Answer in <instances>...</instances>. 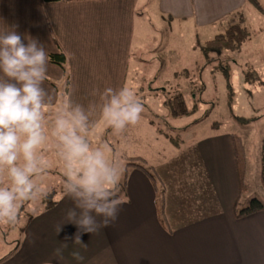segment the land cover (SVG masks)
Here are the masks:
<instances>
[{
  "label": "crops",
  "instance_id": "obj_1",
  "mask_svg": "<svg viewBox=\"0 0 264 264\" xmlns=\"http://www.w3.org/2000/svg\"><path fill=\"white\" fill-rule=\"evenodd\" d=\"M140 1L143 0H0V34L15 26L25 44L28 39L42 43L47 55L45 77L56 83L62 82L63 73L48 61V54L58 47L65 53L70 71L67 99L90 113V135L97 127L107 129L100 127V95L106 88H121L129 53L135 47V20L144 16L137 12ZM151 1L160 17L190 20L196 27L205 28L247 6L245 0ZM246 42H251V36ZM42 87L50 97L45 115L52 116L54 108L59 107L58 93L47 80ZM231 135L216 131L197 141L199 159L205 156L203 162L198 159L189 173L172 171V186L163 184L168 176L157 174L163 178L164 216L166 212L171 215L172 219H165L171 232L159 220L151 181L139 169H132L117 219L95 233L84 234V245L69 241L62 258L54 255L64 236L77 231L67 223L72 201L60 184L63 194L56 205L25 223L20 238L12 242L8 252L0 254V264H264V209L235 216L239 190ZM42 151L48 167L41 177L61 174L63 178L51 137ZM130 156L141 157H124ZM0 179L6 182V178ZM37 182L42 188L53 189L52 184ZM261 185L264 189L263 166ZM4 237L5 234L3 241ZM53 237L58 241L51 240ZM10 251L14 254L7 256ZM73 251H79L83 261L75 260Z\"/></svg>",
  "mask_w": 264,
  "mask_h": 264
},
{
  "label": "rangeland",
  "instance_id": "obj_2",
  "mask_svg": "<svg viewBox=\"0 0 264 264\" xmlns=\"http://www.w3.org/2000/svg\"><path fill=\"white\" fill-rule=\"evenodd\" d=\"M257 4L259 7L252 4L243 7L242 20L250 33L251 42L245 41L238 48H224L207 55L203 54V46L226 31L227 21L208 28L196 27L190 20L170 21L160 17L155 2L151 0L150 3L143 0L137 4V12H143L144 16L135 20V47L129 53L121 87L133 89L142 103L141 120L122 134L114 133L101 121L100 127L106 126L107 129L97 127L88 136L93 147L106 145L109 158L116 159L123 167L120 185L123 196H127V182L131 180L133 169L127 165L128 157L124 156L138 154L152 173L168 176L161 177L163 184L172 186V171L185 170L189 173L195 168L200 155L197 141L218 131L219 134H236L245 148V178L250 189L246 195L243 194L240 207L246 204L250 195L264 204L261 185L264 167V0H257ZM248 69L256 70L258 77L246 73ZM228 85L233 91L231 95ZM177 92L183 94L191 112L173 117L166 101ZM57 108H54V114ZM52 116L48 115L46 120ZM170 136L180 141L182 149L177 150L173 146ZM203 158L205 156L199 161ZM57 175L38 178L39 182L52 184L53 189L42 188L44 195L40 198L21 203L14 223L17 226L8 230L5 241L2 237L6 227L0 224V254L8 252L14 245L12 242L20 238L19 227L25 224L29 214L36 216L42 211L47 195H51L53 200L62 196L58 185L63 184L64 176ZM161 178L159 183H162ZM165 215V219H172L168 212ZM9 240L11 243H8ZM51 240L58 241V238ZM12 254L14 252L10 251L7 256Z\"/></svg>",
  "mask_w": 264,
  "mask_h": 264
},
{
  "label": "clouds",
  "instance_id": "obj_3",
  "mask_svg": "<svg viewBox=\"0 0 264 264\" xmlns=\"http://www.w3.org/2000/svg\"><path fill=\"white\" fill-rule=\"evenodd\" d=\"M46 70L42 43L28 39L25 44L15 26L0 34V178H6L0 179V224H14L21 203L44 195L37 180L48 167L42 150L51 137L62 164L63 191L74 205L66 220L77 229L55 249L54 255L62 258L69 241L84 245V234L115 222L123 203L119 193L124 169L109 158L106 145L92 146L90 113L82 105L66 99L46 120ZM100 99V117L114 133L122 134L141 120L143 105L133 89L106 88ZM71 255L84 259L79 251Z\"/></svg>",
  "mask_w": 264,
  "mask_h": 264
},
{
  "label": "trees",
  "instance_id": "obj_4",
  "mask_svg": "<svg viewBox=\"0 0 264 264\" xmlns=\"http://www.w3.org/2000/svg\"><path fill=\"white\" fill-rule=\"evenodd\" d=\"M60 0H42L44 3L48 2H57ZM246 5L249 4L255 5L256 7H259L257 4V0H245ZM246 8V6L244 7ZM242 10H237L233 13H231L228 17H226L224 20L220 21V24L223 22H226V31L222 34L216 35L215 38L208 40L207 44L203 46V54L207 55L209 52H220L224 48H238L242 44L245 43L247 39L250 37V33L246 26L243 24L242 20ZM169 19V17L167 18ZM48 61L52 64L57 65L63 73L62 76V84L52 82L51 79L45 77V80H47L51 85L54 86L58 93V103L59 106L67 99L68 95V88H69V82H70V71H69V65L67 62V58L65 53L58 47L55 52H51L48 54ZM249 75L253 77H258V72L254 69H248ZM230 95L233 91H231V86L228 85ZM167 105L169 107L170 115L173 117L182 116L189 114L191 110L189 109L187 102L181 92L175 93L171 98H169L167 101ZM217 125V124H216ZM215 125V126H216ZM169 141L173 144V146L179 147L180 141L177 139H174L173 137H169ZM231 141H232V149H233V157H234V164L237 174V184H238V190H239V197L235 204V216L241 217L244 215H247L249 213H253L258 210L264 209V204L262 201L257 198L256 196H250L246 199V204L243 205V207H240L239 203L243 196V194H247L250 186L248 185L246 181V171H247V158H246V152L245 148L242 144L241 138L237 136L236 134L231 135ZM127 159V165L132 166L133 169H139L145 175L149 178L151 181L155 192H156V199L155 202L158 207V215L159 220L163 224V226L166 227V229L171 232L172 227L169 226L166 221L162 218H164V186L162 183L158 182V179L160 180L159 176L154 173H152L151 169L145 165V160L141 157H128ZM158 176V177H157ZM162 184V185H161ZM124 192H120V199H124L125 196H123ZM48 200H43L44 206L42 211H47L53 208L56 205V200H53L51 198V195H47ZM22 208V207H21ZM162 212V214H161ZM32 218V214H29V217L27 218L26 222H29ZM165 219V218H164ZM25 222V223H26ZM17 226V224H5L6 231L4 234L8 232L9 229H12L13 227ZM26 227L25 224L23 226L19 227V230L22 231Z\"/></svg>",
  "mask_w": 264,
  "mask_h": 264
}]
</instances>
